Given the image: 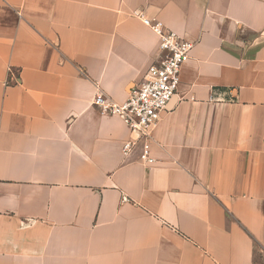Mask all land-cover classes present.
Here are the masks:
<instances>
[{"label":"crops","instance_id":"crops-1","mask_svg":"<svg viewBox=\"0 0 264 264\" xmlns=\"http://www.w3.org/2000/svg\"><path fill=\"white\" fill-rule=\"evenodd\" d=\"M195 44L142 142L123 102ZM0 264H264V0H0Z\"/></svg>","mask_w":264,"mask_h":264},{"label":"built area","instance_id":"built-area-1","mask_svg":"<svg viewBox=\"0 0 264 264\" xmlns=\"http://www.w3.org/2000/svg\"><path fill=\"white\" fill-rule=\"evenodd\" d=\"M138 16L157 37L158 59L148 68L143 80L129 91L123 102L116 103L103 93H97L93 106L103 114L118 117L135 135L132 142L124 145L125 153L136 143L142 142L146 160L152 163L153 160L148 157L152 142L151 130L160 114L177 95L181 68L189 60L195 44L180 38L159 21Z\"/></svg>","mask_w":264,"mask_h":264}]
</instances>
